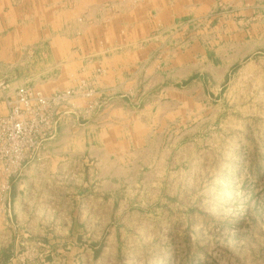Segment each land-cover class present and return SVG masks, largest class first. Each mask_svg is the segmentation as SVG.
I'll list each match as a JSON object with an SVG mask.
<instances>
[{
    "label": "crops",
    "instance_id": "0c3cea01",
    "mask_svg": "<svg viewBox=\"0 0 264 264\" xmlns=\"http://www.w3.org/2000/svg\"><path fill=\"white\" fill-rule=\"evenodd\" d=\"M219 1L238 3L0 0V114L20 85L8 80L13 62L23 46L44 47L45 31H56L50 64L30 74L32 85L50 95L88 83L10 177L0 203V264H124L125 247L139 246L142 229L171 207L183 179L184 147L203 119L205 75L216 94L222 74L247 54L231 41L233 22L219 16L211 59L201 35L184 48L185 33ZM40 57L47 61L45 52Z\"/></svg>",
    "mask_w": 264,
    "mask_h": 264
},
{
    "label": "rangeland",
    "instance_id": "374dc122",
    "mask_svg": "<svg viewBox=\"0 0 264 264\" xmlns=\"http://www.w3.org/2000/svg\"><path fill=\"white\" fill-rule=\"evenodd\" d=\"M246 1L217 2L185 33L184 48L201 35L211 59L214 23L218 16L231 20V41L243 44L247 54L222 74L216 94L205 75L203 119L196 141L184 147V175L172 190L171 207L156 215L152 228L142 229L139 246L135 240L133 250L125 247L120 259L124 264H264V0ZM246 8L251 12L244 13ZM186 22L195 24L192 19ZM30 33L36 37L38 31ZM45 33L48 39L56 31ZM50 38L44 47L39 46L42 41L23 46L13 62L16 76L8 80L42 92L32 85L30 74L50 64ZM44 52L47 61L40 57ZM4 68L0 60V82L6 85ZM86 84L81 80L67 89L78 94Z\"/></svg>",
    "mask_w": 264,
    "mask_h": 264
},
{
    "label": "built area",
    "instance_id": "2783aa9c",
    "mask_svg": "<svg viewBox=\"0 0 264 264\" xmlns=\"http://www.w3.org/2000/svg\"><path fill=\"white\" fill-rule=\"evenodd\" d=\"M0 86L5 85L0 82ZM75 94L74 89H66L44 95L21 85L13 97L6 99V112L0 114V203L9 190L10 177L56 132L60 108Z\"/></svg>",
    "mask_w": 264,
    "mask_h": 264
}]
</instances>
